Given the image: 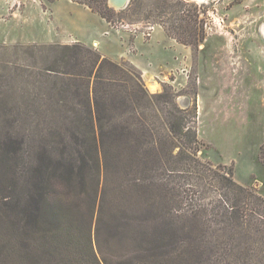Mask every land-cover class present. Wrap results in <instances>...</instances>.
I'll use <instances>...</instances> for the list:
<instances>
[{"label": "trees", "instance_id": "trees-1", "mask_svg": "<svg viewBox=\"0 0 264 264\" xmlns=\"http://www.w3.org/2000/svg\"><path fill=\"white\" fill-rule=\"evenodd\" d=\"M72 1L111 24L154 19L160 6ZM160 8L169 37L203 40L182 1ZM56 109L67 112L63 127L35 135L34 145L14 133L8 143L0 138V204L8 202L0 221L9 237L0 248L18 264H41L51 243L63 252L75 245L78 199L120 234L118 264H264V198L197 156L194 115L170 91L149 92L134 64L80 41L0 43V116L11 128L23 118L42 128Z\"/></svg>", "mask_w": 264, "mask_h": 264}, {"label": "rangeland", "instance_id": "rangeland-1", "mask_svg": "<svg viewBox=\"0 0 264 264\" xmlns=\"http://www.w3.org/2000/svg\"><path fill=\"white\" fill-rule=\"evenodd\" d=\"M170 1H182L201 25L204 38L197 46L179 43L165 33L162 24L167 25L169 13H162L161 0H145L147 6L160 5L154 19L116 24L72 0H0V43L80 41L113 60L131 62L140 69L149 92L167 89L179 108L194 115L197 156L231 171L236 182L264 198V0ZM147 73L158 89L150 88ZM70 108L60 105L63 111ZM61 110L56 109L42 128L27 118L11 128L0 116V138L8 143L14 133L32 146L35 135L51 136L63 127L67 112ZM25 153L30 157L29 149ZM72 201L64 199L66 204ZM74 203L75 245L63 252L62 246L57 250V243H51L40 263L57 264L61 257L69 264L122 263L120 234L114 235L113 226L98 223L96 209L93 212L88 202ZM7 206L8 202L0 204V209ZM5 228L0 221V244L8 245ZM0 264L18 263L11 252L0 248Z\"/></svg>", "mask_w": 264, "mask_h": 264}, {"label": "water", "instance_id": "water-1", "mask_svg": "<svg viewBox=\"0 0 264 264\" xmlns=\"http://www.w3.org/2000/svg\"><path fill=\"white\" fill-rule=\"evenodd\" d=\"M129 0H107L109 6L115 9H122L128 4Z\"/></svg>", "mask_w": 264, "mask_h": 264}, {"label": "bare ground", "instance_id": "bare-ground-1", "mask_svg": "<svg viewBox=\"0 0 264 264\" xmlns=\"http://www.w3.org/2000/svg\"><path fill=\"white\" fill-rule=\"evenodd\" d=\"M146 78H147L146 80L148 81V84L152 90L158 89L159 84L157 83V81L155 80V78L151 74L147 73Z\"/></svg>", "mask_w": 264, "mask_h": 264}, {"label": "crops", "instance_id": "crops-1", "mask_svg": "<svg viewBox=\"0 0 264 264\" xmlns=\"http://www.w3.org/2000/svg\"><path fill=\"white\" fill-rule=\"evenodd\" d=\"M161 31V30H160ZM161 33H162V31H161ZM153 34V33H152ZM164 34V33H163ZM166 36V35H165Z\"/></svg>", "mask_w": 264, "mask_h": 264}]
</instances>
